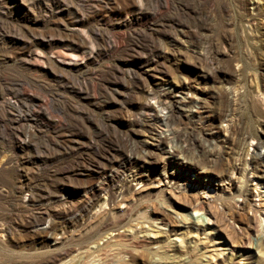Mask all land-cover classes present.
<instances>
[{
  "label": "rangeland",
  "instance_id": "obj_1",
  "mask_svg": "<svg viewBox=\"0 0 264 264\" xmlns=\"http://www.w3.org/2000/svg\"><path fill=\"white\" fill-rule=\"evenodd\" d=\"M171 88L190 110L171 126L184 165L151 139ZM125 181L129 213L96 234ZM88 231V257L53 264H127L97 256L118 232L162 241L129 249L150 264L184 262L164 243L264 264V0H0V264H43Z\"/></svg>",
  "mask_w": 264,
  "mask_h": 264
},
{
  "label": "bare ground",
  "instance_id": "obj_2",
  "mask_svg": "<svg viewBox=\"0 0 264 264\" xmlns=\"http://www.w3.org/2000/svg\"><path fill=\"white\" fill-rule=\"evenodd\" d=\"M174 98V99H173ZM186 99L182 96H178L177 92L174 89H168V91L166 92V95L163 99H158L157 100V107L159 108V113L155 115L154 120L156 122H158L159 124L169 127L168 134L163 135L162 132H154L151 134V139L153 144H156L158 148L161 149V153L162 155H164V159L168 158L171 159V161L173 160H181L178 163L179 164H186L187 160L185 159V156L183 152L184 147L182 145V143H180L176 137H175V131L174 129H172V123L175 122V112L176 111H190L188 108H186ZM164 112V113H163ZM171 135V136H170ZM183 139V138H182ZM185 142V140H184ZM165 144H169L170 145V149L169 151L166 150V148L164 147ZM213 145L209 148V150L212 152L214 151L216 146V140H213ZM260 146L259 144L255 146V151L256 149H258ZM219 149V148H218ZM216 149V150H218ZM185 153V152H184ZM187 153V152H186ZM185 153V154H186ZM254 156L258 155L261 156L260 153L258 154L257 152H254ZM167 173V172H166ZM165 174V173H164ZM135 178H133L134 180H144L145 178H140V177H136V175H133ZM166 177V174L164 175ZM162 179V178H160ZM171 179V178H170ZM119 192V196L121 197V200L119 203H125V208L122 210V213L120 214H113L112 217H110L108 215V210L107 209H101L100 212L96 213L95 216L93 217L94 221H97V223L95 225H97V230H96V234L99 233V231L104 230L106 228H114L117 224L118 219L121 217V215H126L127 213H129V208L131 206V194H128V184L127 181L123 182L122 185H120L115 191H110L109 192V203H111L115 197V193ZM191 202V201H190ZM112 208V207H110ZM153 210V214L155 215V218L160 219L161 222H164L165 224H169L170 226H173V228H176L177 226H181V223L176 220L174 217H172L165 209L163 210H159L156 211L155 208L152 209ZM209 212L211 214H213V216L218 217H222V214L220 212H216L215 214L213 213V211L211 210V208H208ZM184 219V218H183ZM185 221L187 223H190L189 220L185 217ZM220 219V218H219ZM224 220V219H223ZM222 218L221 220L216 221V223H218V228L222 231V233L224 235H226L227 237H230L231 234H228V230H226L225 228L222 227L221 223H222ZM191 221V220H190ZM73 221L70 219L69 223H72ZM184 222V223H186ZM215 223V224H216ZM110 226V227H108ZM91 232L88 231L86 234H83V237H81V239H79V241L74 244V245H59L57 244V246L52 250V255L51 258H49L48 260H44L43 264H53L57 261L62 260L63 258L70 256V254H72L75 251H79L82 250V246H84L86 240H89V238H92V235L90 234ZM126 242V243H125ZM155 242V241H153ZM152 241H148L147 239H139L137 237L132 238L130 237L128 234H124V233H116L114 234V236L111 237V239H108L103 246H101L99 249H97V256L100 260H103V262H108L109 260V252H111V250H118L120 251V253H124L126 255H124L125 257H128V260L125 261L127 264H150L146 259H144L145 257H143L141 260L140 259V254H134L131 250V248H143L141 251L145 252L146 248L145 246L153 243ZM162 241H156L155 243H161ZM163 243V242H162ZM172 244V243H171ZM79 246V247H78ZM194 248V247H192ZM191 246H188V244H184L182 245V243L180 244H174V245H170L167 243L162 244V246H160L159 250H154V252L159 255L161 257V255H163L164 253H172V255H177L178 257H185L186 259L184 260V262L182 264H203L200 258V252H197V250L194 251V248L192 250ZM52 249V248H51ZM50 249V250H51ZM200 251V250H199ZM81 252V253H80ZM96 252V251H95ZM115 252V251H114ZM203 252V251H202ZM79 253L82 255L81 257H88L91 252L89 250H82L79 251ZM112 253V252H111ZM50 255V254H49ZM144 256V254H142ZM204 255V254H202ZM72 258V257H71ZM84 258V259H85ZM196 259V261H195ZM200 259V260H199ZM82 262L78 263L81 264ZM42 264V263H40ZM157 264V263H156Z\"/></svg>",
  "mask_w": 264,
  "mask_h": 264
}]
</instances>
